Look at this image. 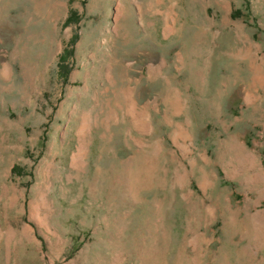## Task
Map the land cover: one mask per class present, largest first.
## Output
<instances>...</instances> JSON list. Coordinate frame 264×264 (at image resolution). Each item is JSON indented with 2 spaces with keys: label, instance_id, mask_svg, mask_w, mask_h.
Returning a JSON list of instances; mask_svg holds the SVG:
<instances>
[{
  "label": "rangeland",
  "instance_id": "374dc122",
  "mask_svg": "<svg viewBox=\"0 0 264 264\" xmlns=\"http://www.w3.org/2000/svg\"><path fill=\"white\" fill-rule=\"evenodd\" d=\"M0 264H264V0H0Z\"/></svg>",
  "mask_w": 264,
  "mask_h": 264
},
{
  "label": "trees",
  "instance_id": "16d2710c",
  "mask_svg": "<svg viewBox=\"0 0 264 264\" xmlns=\"http://www.w3.org/2000/svg\"><path fill=\"white\" fill-rule=\"evenodd\" d=\"M75 16H76V13L75 12H72V11H70V13H69V15H68V17L66 18V22H70L72 19H74L75 18ZM65 61V56L63 55L62 57H61V65H60V68H59V74H61V77L63 76V75H66V73H67V69L65 68L64 70H63V68H62V63ZM17 168L16 167H14V168H12V171H15Z\"/></svg>",
  "mask_w": 264,
  "mask_h": 264
}]
</instances>
